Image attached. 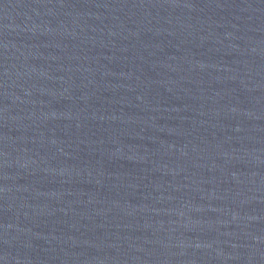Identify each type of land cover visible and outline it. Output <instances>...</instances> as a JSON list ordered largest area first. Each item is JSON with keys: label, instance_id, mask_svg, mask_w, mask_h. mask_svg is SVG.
Returning <instances> with one entry per match:
<instances>
[{"label": "water", "instance_id": "1", "mask_svg": "<svg viewBox=\"0 0 264 264\" xmlns=\"http://www.w3.org/2000/svg\"><path fill=\"white\" fill-rule=\"evenodd\" d=\"M0 264H264V0H0Z\"/></svg>", "mask_w": 264, "mask_h": 264}]
</instances>
